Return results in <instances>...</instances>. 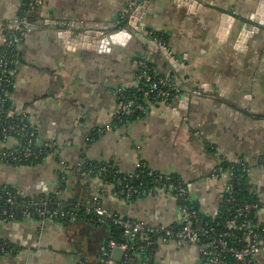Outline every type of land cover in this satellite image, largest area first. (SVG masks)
Returning a JSON list of instances; mask_svg holds the SVG:
<instances>
[{"label": "crops", "instance_id": "obj_1", "mask_svg": "<svg viewBox=\"0 0 264 264\" xmlns=\"http://www.w3.org/2000/svg\"><path fill=\"white\" fill-rule=\"evenodd\" d=\"M197 1L188 8L176 0L143 6L135 0H41L28 12L16 44L11 111L27 116L38 145L49 153L34 166L0 160V187L72 208L88 209L98 199L122 217L176 227L182 218L173 196L159 191L121 199L113 184L89 173V164L112 163L122 174L145 164L177 176L200 213L215 220L226 184L214 171L223 163H246L263 205L258 223H264V0ZM24 4L0 0V52ZM77 29H126L131 38L124 45L79 49L69 36ZM154 33L163 36L166 50ZM140 61L180 91L143 117L117 122L119 92L135 88ZM17 146L13 137L0 138V151ZM81 217L70 224L0 221V240L15 249L0 255V264H100L109 229ZM152 263L202 264L201 250L161 242ZM254 264H264V255Z\"/></svg>", "mask_w": 264, "mask_h": 264}, {"label": "built area", "instance_id": "obj_2", "mask_svg": "<svg viewBox=\"0 0 264 264\" xmlns=\"http://www.w3.org/2000/svg\"><path fill=\"white\" fill-rule=\"evenodd\" d=\"M40 1L32 0L26 14L35 11ZM149 1L151 0H135V3L137 6H143ZM26 29V17L15 20L8 29L11 34L10 37H6L5 45L16 46ZM155 43L166 50V44L162 39L156 38ZM14 58H17V52ZM139 65L141 69H144V72L140 75L135 86L138 91L132 95L125 96L123 93L119 95L118 110L115 117L119 122L134 117L140 112H147V105H154L151 101L156 99L155 93L162 100H169L180 91L167 80L154 81L145 62H140ZM0 68L3 70L0 71V134L4 140L12 137L18 140L17 147L0 151V160L9 164L37 160L44 154V151H49V149L38 145L36 135L30 129L26 115H15L10 110L6 112L5 109L9 96L6 88L11 85L14 76V70L8 67L5 53L0 55ZM161 87H168L169 90ZM139 95L142 96V99L139 98ZM3 115H6L7 120H2ZM241 165L245 166L244 164ZM110 169H114L113 165L89 164V173L92 174L97 171L102 177L108 175ZM243 172L250 173V170L244 167ZM115 173L118 174V182L113 184L115 195L127 201L143 195V192L134 186L133 180L150 177L155 187L153 190L150 189L149 195H154L160 191L173 196L180 210L181 226L161 225L154 227L142 221H134L129 217H122L108 210L101 205L98 199H95L94 205L86 210L87 215L90 216V222L106 226L109 230L116 226L123 231L122 240H110L106 244L100 264H126L130 256L137 259V264H153V251L161 242L199 247L202 264H254L258 257L264 255V223L255 224L254 219L250 218V215L254 211L259 212L263 205L249 202H242L240 205L236 203L237 198L232 194L237 187H241V184L237 181L232 168L227 170L218 168L214 171V175L216 178L225 181V194L229 196L226 202L234 206L235 220L230 225L239 231H244V236L239 238L238 245L228 239L235 237L234 233L219 232L210 222L202 218L198 208L187 199V188L181 182L173 181L169 177L164 179L163 176L150 171L145 164H139L133 173L122 174L118 170ZM1 202L8 205L7 208L0 209L1 222H10L21 218L49 219L64 223L76 220L75 215L62 208V205L51 197H25L19 193L13 194L2 190L0 191ZM75 208H80V204H75L74 208L71 207L70 210L73 211ZM237 222H239L238 227L236 226ZM115 248L125 252L122 261L119 263L112 259V252ZM13 252H15L13 246L7 243L0 244V255Z\"/></svg>", "mask_w": 264, "mask_h": 264}, {"label": "trees", "instance_id": "obj_3", "mask_svg": "<svg viewBox=\"0 0 264 264\" xmlns=\"http://www.w3.org/2000/svg\"><path fill=\"white\" fill-rule=\"evenodd\" d=\"M30 2H32V0H25V4H24V7L22 8L21 15L19 16L21 19L26 16V12L28 11ZM10 34H11V32L9 30H7L5 32V36L6 37H10ZM152 37L154 39H156V38L163 39L162 38L163 36L160 33H154V34H152ZM4 53H5V59L8 62V67L15 71L16 58H14V55L16 53V46H14V45L13 46H6L4 44V48L0 52V55H3ZM140 62H145V61H140ZM145 63L147 64L148 69H149V73L153 77L154 81H158V80H161V79L163 80L164 79V80H167L170 83H172V85L174 86V84L172 82V79H170V78L168 79V78L160 77V76L156 75L154 73V70L152 69L151 63H149V62H145ZM4 70H5V68H4ZM0 71H3V70L0 68ZM143 72H144V69H141L140 72H139V77H140V75ZM12 85H13V82L11 83L10 86H8L6 88V91H8V95H9L8 96V100L6 102V107H5L6 112H9V110L11 111L10 92H11ZM161 88L165 89V90H167V89L169 90L168 87L167 88L166 87H161ZM137 91H138V89L135 87V88H133L131 90H127V91L122 90L119 93V95H121V93H123V95H125V96L126 95H132V94L136 93ZM155 95H156V99H153V101H151V103L154 104V105L160 103L161 101H163L162 98L157 96L156 93H155ZM139 98L142 99V96L139 95ZM172 98H170V100ZM141 99H140V102H141ZM149 108H150V106L147 105V111L149 110ZM145 114H146V112H140L136 116L131 117L129 119H126L125 121H122V122L138 119L140 117H143ZM2 120L3 121L7 120L6 119V115L2 116ZM27 122H28V124L30 126V129L32 131H34L32 129V127H31L30 122H29L28 119H27ZM117 122H119V121H117ZM1 137H2V135L0 134V138ZM36 139H37V137H36ZM48 153H49V151L46 150V151H44V154L37 160L34 159L31 162L17 163V164H14V165H17V166H34V165H37V164L41 163L42 161H44V159L46 158ZM95 164L98 165V166L113 165L112 163H96V162H95ZM241 164H244L245 166H242ZM241 164L240 163H238V164H233V163H226L225 164V163H223L222 166H219V168H223L224 170L232 168L234 170V172H235L237 181L241 184V187L240 188L237 187L235 189V192L232 194L233 196H235L237 198V202L236 203L238 205H240L242 202H249V203H254V204H259L260 203V204H262L261 201H260V198L257 196L255 190L250 185L249 173L243 172L244 167H246V168H248L250 170L249 166L246 163H241ZM113 167H114V169H110L108 175H106L105 177H102V175L99 172H97V171H95L92 174L93 175H100L107 183L117 184V182H118V176L117 175L118 174L115 173V172H117V168L114 165H113ZM87 169L89 170L88 167H87ZM118 172L120 173L119 170H118ZM146 173H147V171H146ZM156 174L159 175V176H163V175H160L158 173H156ZM167 177L168 176H163L162 178L165 179ZM169 178H172L173 181L181 182L186 187V185L182 182V180H180L179 177L171 176ZM133 183H134L135 187L139 188V190L143 192V195H142V197H134L132 200H136L138 198L146 197L147 195H149L150 189L152 188V190H153L154 187H155V185L152 184L150 177H148L146 179H143V178L142 179H134ZM2 190L8 191V192L13 193V194L19 193L17 189H14V188H11V187H7V186L0 187V191H2ZM41 197H47V196H41ZM228 197L229 196L227 194H225L224 202H223L222 208L220 210V214L217 216V218L215 220L207 218L203 214H201V216L207 222H210L216 228V230H218L219 232H231V233H234L235 237H230L228 239H229L230 242L235 243L236 245H238L239 244V238H243V236H244V231H239L237 228H234V227H232L230 225V223L234 222L235 219H234V213H233L234 212V206L232 204H227V202H226V199ZM120 198L122 199V197H120ZM187 199H189V201H190L189 195H188ZM190 203L195 206V204L192 201H190ZM7 207H8V205L5 202H1L0 203V209L7 208ZM62 208H64L65 210H67V211L71 212L73 215H75V219L80 218L85 213L84 214L85 218H84V216L81 217V218H84L86 221L90 222V216H88L87 213H86V209H87L86 207L76 208L73 211H71L70 210L71 207H68V206H62ZM257 215H258V212H255V211L250 215V218L252 217L254 219L255 224H258ZM21 219H23V218H21ZM62 223H64V222H62ZM65 224H70V222L67 221ZM98 225H100V224H98ZM180 226H181V224H178L177 227H180ZM236 226L237 227L239 226V222H237ZM122 239H123V231L119 227L113 226L112 229L108 231L107 243L110 240H122ZM6 243L7 242H4V241L0 240V244H6ZM13 253H15V252H13ZM137 263H138L137 259L134 256H130L129 259H128V262L126 264H137Z\"/></svg>", "mask_w": 264, "mask_h": 264}, {"label": "water", "instance_id": "obj_4", "mask_svg": "<svg viewBox=\"0 0 264 264\" xmlns=\"http://www.w3.org/2000/svg\"><path fill=\"white\" fill-rule=\"evenodd\" d=\"M190 1L191 0H176L178 6H187L188 8H196L197 6H199L197 0H192V2ZM246 33V31H243L242 35L238 40V44L241 43V37L244 36V34ZM69 36L71 43L79 49H86L87 47L89 48L91 47V45H93L92 47L95 50H100L103 47H109L110 45H124V41L131 38V34L127 32L126 29H122L119 31L113 29L102 34H100V32H95L91 30L77 29L74 30V33L69 34ZM124 253L125 252L123 250L115 248L112 252V259L119 263L122 261Z\"/></svg>", "mask_w": 264, "mask_h": 264}]
</instances>
